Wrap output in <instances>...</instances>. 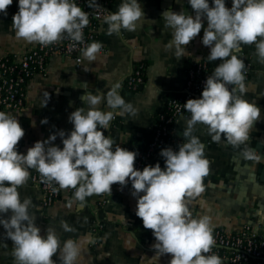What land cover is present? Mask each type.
I'll return each mask as SVG.
<instances>
[{
	"label": "clouds",
	"instance_id": "clouds-1",
	"mask_svg": "<svg viewBox=\"0 0 264 264\" xmlns=\"http://www.w3.org/2000/svg\"><path fill=\"white\" fill-rule=\"evenodd\" d=\"M188 2L193 15L173 10L162 14L165 26L173 33L167 47L174 46L177 57H183L186 46L203 28L202 43L210 48L208 60L221 62L208 75L201 97L190 98L184 104L191 114L182 133L186 142L179 145L178 151L171 147L161 150L164 168L156 163L137 169L136 153L120 145L114 147V141L105 135L115 115L135 111L119 94V85H112L106 97L85 91L81 100L86 107L77 108L69 116L74 126L70 133L60 130L38 140L26 154L17 148L25 135L19 119L0 111V225L12 241L15 264H56L53 257L57 254L60 264H77L80 256L74 240L61 244L51 227L42 235L29 214L31 200L22 201L18 189L28 181L30 169L38 171L47 183L54 181L60 189H75V199L81 202L93 194L112 192L114 184L126 186L130 180L132 195L137 197L136 215L155 238V255L147 259L158 261L170 255L169 264H223L219 255L209 254L214 246L210 218L193 217L186 202V198L204 191L203 180L210 170L205 145L192 131L197 124L206 125L214 142H220L223 136L229 144L239 147L248 142L254 122L261 119L260 107L237 94L246 92L245 65L233 53L241 44H255L257 58L264 62V0H232L231 7L225 0H213L211 5L209 0ZM12 3L13 0H0V12L6 14ZM18 7L12 18L18 39L47 46L66 33L72 41L83 42L89 16L75 0H19ZM142 17L144 11L138 0H124L118 11L104 17V22L110 34L121 29L131 32ZM101 47L92 42L82 49V56L89 63L96 61ZM229 85L239 87L230 89ZM105 99L110 109L121 111L100 110ZM47 122V118L41 121ZM57 135L62 138V148L54 144ZM256 152L246 147L242 155L258 164L264 156ZM64 227L69 230L66 224Z\"/></svg>",
	"mask_w": 264,
	"mask_h": 264
},
{
	"label": "crops",
	"instance_id": "crops-1",
	"mask_svg": "<svg viewBox=\"0 0 264 264\" xmlns=\"http://www.w3.org/2000/svg\"><path fill=\"white\" fill-rule=\"evenodd\" d=\"M123 2L112 0L109 14L118 11ZM138 2L144 17L137 22L135 31L121 29L119 33L110 34L107 23L103 22L99 41L107 51H100L96 61L89 63L82 54L80 64L73 57L53 56L48 71L34 75L25 108L21 112H6L17 117L25 130L17 146L19 152L26 154L36 141L45 140L60 130L70 133L74 126L69 116L77 108L86 107L81 100L85 91L99 92L106 97L112 85H119V94L126 103L132 104L135 111L115 115L109 129L104 130L105 135L114 141V147L120 145L135 152L136 157L145 149L167 100L183 90L190 61L207 58L210 48L202 43L203 28L186 46L183 57H177L174 46L167 47L173 33L165 26L162 14L165 10H173L193 15L188 0ZM209 3L211 5L213 0ZM225 3L231 7L232 0H225ZM18 4L19 0H13L6 14L0 12L1 54L20 53L37 43L18 39L15 35L12 18L19 11ZM204 26H207L206 18ZM233 54L245 57L253 64L245 82L246 92L237 91V94L260 107L261 119L254 122L248 142L239 147L229 144L223 136L220 142H214L206 125L194 127L192 135L205 145L204 155L210 161V170L203 180L204 191L197 197L186 198V202L193 217L207 215L210 218L212 230L224 228L236 232L245 224L264 227V178L259 174L264 160L257 164L242 155L247 147L264 156V62L257 58L255 45L241 44ZM211 62L219 64L221 61ZM139 65L143 66L145 83L133 90L127 86L126 79ZM99 108L104 112L121 111L110 109L106 99L102 100ZM45 118L48 122L41 123ZM189 118L190 115L183 116L175 123L176 136L181 143L186 142L182 133ZM54 144L63 147L59 135ZM156 163L164 168L165 158L159 157L149 165L155 166ZM29 171L28 181L18 189L21 200H31L28 211L35 218L42 235H46V229L51 227L61 244L69 239L78 244L80 256L77 264H169L170 255H163L158 261L147 259L155 255L152 248L155 238L152 230L145 229L143 221L136 215L137 197L132 195L130 180L126 186L115 184L104 203L98 194L81 202L73 193L64 192L55 204L43 208L42 192L30 184L32 169ZM96 222L103 227L95 239ZM65 224L69 230L65 229ZM53 259L60 264L58 254ZM0 264H15L12 241L6 237L2 225Z\"/></svg>",
	"mask_w": 264,
	"mask_h": 264
},
{
	"label": "built area",
	"instance_id": "built-area-1",
	"mask_svg": "<svg viewBox=\"0 0 264 264\" xmlns=\"http://www.w3.org/2000/svg\"><path fill=\"white\" fill-rule=\"evenodd\" d=\"M112 0H75L85 12L88 13L89 23L83 29V42L72 41L65 33L63 38L53 44L43 46L39 43L15 54L0 53V111L15 110L21 112L28 101V91L31 80L36 73H46L49 61L53 56L73 57L77 64L82 61V49L90 42L100 43V28L104 17L109 15ZM89 3L93 7L89 8ZM102 45V44H101ZM255 45V44H252ZM101 52H106L102 45ZM243 61L245 82L249 78L253 64L251 60L240 57ZM198 61V62H197ZM207 58L192 59L187 70L184 88L177 95L167 100L165 110L161 112L154 125L151 140L144 150L138 153L135 167L143 170L161 156V150L171 147L179 150L181 141L176 136L175 123L183 116L191 115L184 108L190 98H200L208 75H211L216 66ZM244 82V83H245ZM145 83L143 66L139 65L126 79L129 88L136 90ZM239 86L229 85V88ZM164 158V157H162ZM30 184L42 192L43 208L55 204L64 192L73 193L75 189H60L54 181L49 184L32 169ZM115 184L112 186V190ZM56 191H53V189ZM111 192L98 194L101 203L107 201ZM103 224L96 222L94 226L96 235L102 230ZM214 246L211 253L219 255L225 264H264V227L245 224L236 232L224 228L212 230ZM94 248V243H92Z\"/></svg>",
	"mask_w": 264,
	"mask_h": 264
},
{
	"label": "water",
	"instance_id": "water-1",
	"mask_svg": "<svg viewBox=\"0 0 264 264\" xmlns=\"http://www.w3.org/2000/svg\"><path fill=\"white\" fill-rule=\"evenodd\" d=\"M259 174L264 178V165L260 166ZM255 176V175H254ZM261 177V176H260Z\"/></svg>",
	"mask_w": 264,
	"mask_h": 264
}]
</instances>
